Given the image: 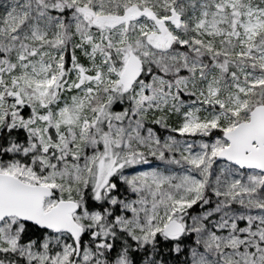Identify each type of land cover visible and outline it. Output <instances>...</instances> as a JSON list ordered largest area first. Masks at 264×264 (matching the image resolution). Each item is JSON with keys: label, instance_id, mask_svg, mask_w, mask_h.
I'll return each instance as SVG.
<instances>
[{"label": "snow or ice", "instance_id": "snow-or-ice-1", "mask_svg": "<svg viewBox=\"0 0 264 264\" xmlns=\"http://www.w3.org/2000/svg\"><path fill=\"white\" fill-rule=\"evenodd\" d=\"M0 264H264V0H0Z\"/></svg>", "mask_w": 264, "mask_h": 264}]
</instances>
